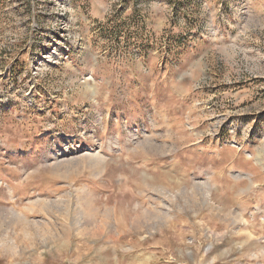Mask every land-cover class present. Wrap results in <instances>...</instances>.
<instances>
[{
	"label": "rangeland",
	"instance_id": "obj_1",
	"mask_svg": "<svg viewBox=\"0 0 264 264\" xmlns=\"http://www.w3.org/2000/svg\"><path fill=\"white\" fill-rule=\"evenodd\" d=\"M0 264H264V0H0Z\"/></svg>",
	"mask_w": 264,
	"mask_h": 264
}]
</instances>
